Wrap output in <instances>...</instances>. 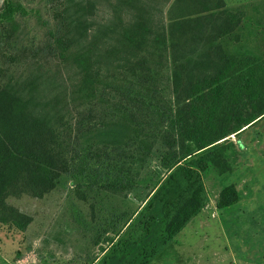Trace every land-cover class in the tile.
<instances>
[{
  "label": "rangeland",
  "instance_id": "374dc122",
  "mask_svg": "<svg viewBox=\"0 0 264 264\" xmlns=\"http://www.w3.org/2000/svg\"><path fill=\"white\" fill-rule=\"evenodd\" d=\"M91 1L90 10L84 7V0H50L45 4L23 0V3L26 7L41 4L45 18L67 27L73 49H82L94 41L93 57L104 75L115 73L122 63L106 53L116 38L107 27L118 16L127 22L142 15L155 35L165 30L171 20L204 10L202 4L192 5L188 0ZM2 3L0 0V7ZM220 3V8L240 10L245 20L251 19L249 27L242 31L241 40L228 42L229 49L263 52L264 0H221ZM18 23L16 33L9 31L10 25L0 23V88L32 97L36 109L48 113L56 145L69 158L79 141L80 119L85 116V122L99 123L103 120L101 106L83 108L67 104L65 94L78 80L77 67L52 56L46 45L45 28L31 19ZM205 48L203 39L199 44L184 42L179 52L168 47L160 55L150 53L157 63L152 68L155 103L163 110L173 111L183 98L173 83V59L187 61L203 55ZM122 55L129 62L134 60L130 53ZM104 97L111 102H126L110 89ZM137 111L140 115L144 112L151 115L150 111ZM163 129L169 135L170 129H165V125ZM220 141L226 146L220 150L224 164L210 166L203 174L207 203L202 217L199 213L187 222L175 239L151 244L146 257L132 253L126 259L127 264H264V116ZM160 146L158 138L155 148ZM124 148L126 157L119 156L116 163L107 167L109 148L95 144L87 155L88 163L96 168L94 173L90 172L98 178L105 171L116 173V170L127 171L133 178L145 177L148 164L130 157L136 156L133 146ZM76 165L77 161L71 166ZM88 177L91 174L83 177L71 171L41 197L34 196L21 183L8 190L0 203V264H111L121 254L123 243L147 244L149 240H142L144 232L139 225L146 188L109 189ZM227 185H233L238 192L239 205L219 209L216 201ZM18 214L31 217L24 228L19 226ZM226 238L231 240L228 247Z\"/></svg>",
  "mask_w": 264,
  "mask_h": 264
},
{
  "label": "trees",
  "instance_id": "16d2710c",
  "mask_svg": "<svg viewBox=\"0 0 264 264\" xmlns=\"http://www.w3.org/2000/svg\"><path fill=\"white\" fill-rule=\"evenodd\" d=\"M30 1L45 4L50 0ZM213 1L188 0L192 5L202 4L204 10L171 20L165 30L155 35L142 15L127 22L118 16L107 27L116 38L106 53L122 63L117 66L118 71L104 75L93 57L94 41L82 49H73L69 29L45 18L41 4L26 7L23 0H3L0 23L10 25L11 33L17 32L19 20H33L45 28L46 45L52 56L77 67L79 77L65 94L67 104L83 108L99 105L103 120L91 125L85 122V116L80 119L79 141L73 146L74 155L67 158L56 145L48 113L39 112L31 102L32 97L0 88V203L2 196L18 183L41 197L62 176L75 171L83 177L91 174L88 178L109 189L146 188L139 225L144 232L142 240L149 242H132L130 246L123 243L121 254L111 264H127L126 259L132 253L146 257L151 244L169 240L179 232L207 203L203 174L210 166L224 164L220 150L226 146L220 140L264 116V51L232 50L228 44L241 40L242 31L249 27L251 19L245 20L240 10L220 8L221 0L220 4ZM84 7L90 10L93 2L84 0ZM252 33L248 30V34ZM203 39L206 45L203 55L187 61L173 59V83L183 98L173 111L163 110L155 103L152 68L157 63L150 53L160 55L168 47L179 52L184 42L199 44ZM123 53H130L134 60L129 62ZM107 89L126 102L105 98ZM138 109L150 111L151 115L146 112L140 115ZM163 125L170 129L169 135ZM158 138L162 145L159 149L155 148ZM95 144L109 148L107 167L116 163L119 156L126 157L124 147L133 146L136 156L130 157L146 162L147 174L133 178L125 170V173L116 170V173L105 171L98 178L92 174L96 168L88 163L87 157ZM75 161L77 165L71 166ZM238 199L234 186L227 185L219 192L216 206L224 209ZM18 215L19 226L24 228L31 217Z\"/></svg>",
  "mask_w": 264,
  "mask_h": 264
},
{
  "label": "crops",
  "instance_id": "0c3cea01",
  "mask_svg": "<svg viewBox=\"0 0 264 264\" xmlns=\"http://www.w3.org/2000/svg\"><path fill=\"white\" fill-rule=\"evenodd\" d=\"M235 205H239V202L236 204H233V205H231V206H229V207H227V208H225V209H228V208H230V207H232V206H235ZM204 209H205V207H203L196 215H198L199 213L201 214V217H202V212L204 211ZM196 215H194L193 217H191L187 222H189V221H191L194 217H196ZM186 225V224H185ZM193 227H195V225L193 226ZM181 231L182 230H180L177 234H175V235H178L179 233H181ZM222 231H223V228H222ZM174 235V236H175ZM174 236H173V239H175L174 238ZM226 243H227V247L231 244V240L229 239V238H226ZM227 247L225 248V251L227 250Z\"/></svg>",
  "mask_w": 264,
  "mask_h": 264
}]
</instances>
